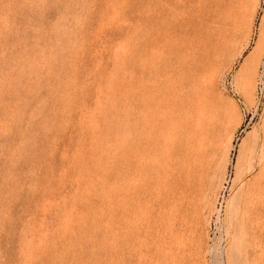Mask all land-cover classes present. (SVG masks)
I'll return each instance as SVG.
<instances>
[{
    "label": "rangeland",
    "instance_id": "1",
    "mask_svg": "<svg viewBox=\"0 0 264 264\" xmlns=\"http://www.w3.org/2000/svg\"><path fill=\"white\" fill-rule=\"evenodd\" d=\"M263 143L264 0H0V264H264Z\"/></svg>",
    "mask_w": 264,
    "mask_h": 264
},
{
    "label": "bare ground",
    "instance_id": "2",
    "mask_svg": "<svg viewBox=\"0 0 264 264\" xmlns=\"http://www.w3.org/2000/svg\"><path fill=\"white\" fill-rule=\"evenodd\" d=\"M222 2V1H221ZM226 3V2H225ZM225 7V6H224ZM221 8V7H220ZM230 8V7H229ZM221 10V9H220ZM233 15V14H232ZM215 17V16H214ZM218 21V20H217ZM222 23V22H221ZM224 23H225V21H224ZM231 24V23H230ZM229 27V26H228ZM224 32H222L221 34H220V36L221 37H224L223 39H222V41H224V42H226V37H225V34H223ZM214 37V36H213ZM213 37H212V39H213ZM230 37V36H229ZM221 41V40H220ZM212 42H213V40H212ZM226 45V44H225ZM219 48H221V47H219ZM214 120V119H213ZM206 121H207V119H206ZM206 121H204L205 123H206ZM221 121V120H220ZM211 122H212V120H211ZM218 122V121H217ZM217 122H215V123H217ZM209 123V122H208ZM219 123V122H218ZM210 124V123H209ZM212 124H214V123H212ZM205 126V125H204ZM212 126V125H211ZM217 126V125H216ZM210 127V126H209ZM212 129V128H211ZM210 129V130H211ZM212 131V130H211ZM205 132V131H204ZM208 132V131H207ZM213 132V131H212ZM216 132H217V130H216ZM214 134V133H213ZM210 135V134H209ZM200 136V135H199ZM215 136V135H214ZM218 136V134L216 135V137ZM202 137V136H201ZM200 138V137H199ZM215 138V137H214ZM213 138V139H214ZM215 143V142H214ZM264 144V143H263ZM264 165V164H263ZM263 165H262V167H263ZM201 168V167H200ZM262 169V168H261ZM260 169V170H261ZM199 172H200V170H199ZM204 172V171H203ZM264 174V173H263Z\"/></svg>",
    "mask_w": 264,
    "mask_h": 264
}]
</instances>
